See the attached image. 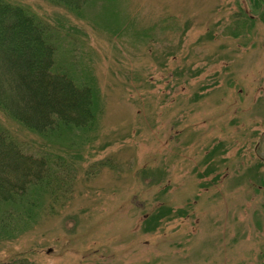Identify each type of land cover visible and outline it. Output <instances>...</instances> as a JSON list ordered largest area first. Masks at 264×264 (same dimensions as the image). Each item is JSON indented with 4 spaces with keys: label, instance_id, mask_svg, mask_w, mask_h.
I'll return each instance as SVG.
<instances>
[{
    "label": "rangeland",
    "instance_id": "obj_1",
    "mask_svg": "<svg viewBox=\"0 0 264 264\" xmlns=\"http://www.w3.org/2000/svg\"><path fill=\"white\" fill-rule=\"evenodd\" d=\"M18 1L86 33L64 62L102 112L66 152L65 201L1 242L0 264H264V4L95 0L78 20Z\"/></svg>",
    "mask_w": 264,
    "mask_h": 264
},
{
    "label": "trees",
    "instance_id": "obj_2",
    "mask_svg": "<svg viewBox=\"0 0 264 264\" xmlns=\"http://www.w3.org/2000/svg\"><path fill=\"white\" fill-rule=\"evenodd\" d=\"M44 1L78 20L87 18L95 2ZM64 19L52 21L31 5L0 0V115L26 132L21 137L0 124V243L23 232L39 211L65 201L77 176L66 152L82 156L84 145L97 138L92 132L102 112L97 89L78 63L64 62L68 42L77 44L86 33Z\"/></svg>",
    "mask_w": 264,
    "mask_h": 264
}]
</instances>
